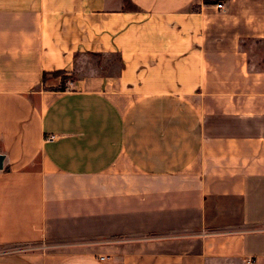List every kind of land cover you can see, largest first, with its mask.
<instances>
[{
	"label": "crops",
	"instance_id": "0c3cea01",
	"mask_svg": "<svg viewBox=\"0 0 264 264\" xmlns=\"http://www.w3.org/2000/svg\"><path fill=\"white\" fill-rule=\"evenodd\" d=\"M0 156V245L101 239L0 264H264V0H0Z\"/></svg>",
	"mask_w": 264,
	"mask_h": 264
},
{
	"label": "rangeland",
	"instance_id": "374dc122",
	"mask_svg": "<svg viewBox=\"0 0 264 264\" xmlns=\"http://www.w3.org/2000/svg\"><path fill=\"white\" fill-rule=\"evenodd\" d=\"M254 49H258L256 54H260L259 50H260V46L257 44L255 46H253ZM257 55V56H258ZM91 65L93 66H100V65H110L112 70L111 72L116 71V66L118 64V59L116 57H111L109 61L104 60V59H94L92 61L89 62ZM89 65V64H88ZM47 79H56L59 82V85L54 88V91L56 92H64L67 89L70 88L69 86V82L70 80L73 79V77H68L64 74H60V75H52V76H48L46 77ZM101 239H82V240H73V241H69V240H65V241H39V242H30V243H22V244H4V245H0V252H4V251H17V252H23V251H52L53 247H57L60 245H75V244H79L78 246H89L90 244L96 243L98 241H100Z\"/></svg>",
	"mask_w": 264,
	"mask_h": 264
},
{
	"label": "trees",
	"instance_id": "16d2710c",
	"mask_svg": "<svg viewBox=\"0 0 264 264\" xmlns=\"http://www.w3.org/2000/svg\"><path fill=\"white\" fill-rule=\"evenodd\" d=\"M60 74H64L63 72H53V73H51V75L50 76H52V75H60ZM46 77H48L46 74H44L43 75V78H42V82L43 83H45L46 82Z\"/></svg>",
	"mask_w": 264,
	"mask_h": 264
},
{
	"label": "built area",
	"instance_id": "2783aa9c",
	"mask_svg": "<svg viewBox=\"0 0 264 264\" xmlns=\"http://www.w3.org/2000/svg\"><path fill=\"white\" fill-rule=\"evenodd\" d=\"M216 7H217L218 9H221V8H222V5H221V4H217ZM54 138H55V137L53 136V137H50L49 139H50V140H53Z\"/></svg>",
	"mask_w": 264,
	"mask_h": 264
},
{
	"label": "water",
	"instance_id": "95a60500",
	"mask_svg": "<svg viewBox=\"0 0 264 264\" xmlns=\"http://www.w3.org/2000/svg\"><path fill=\"white\" fill-rule=\"evenodd\" d=\"M2 159H3V157L0 156V168H2Z\"/></svg>",
	"mask_w": 264,
	"mask_h": 264
}]
</instances>
